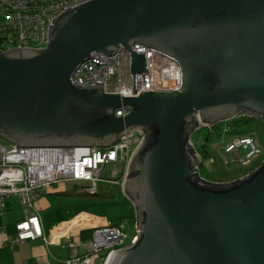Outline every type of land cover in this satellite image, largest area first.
I'll return each instance as SVG.
<instances>
[{
	"label": "water",
	"instance_id": "obj_1",
	"mask_svg": "<svg viewBox=\"0 0 264 264\" xmlns=\"http://www.w3.org/2000/svg\"><path fill=\"white\" fill-rule=\"evenodd\" d=\"M138 44L175 63L176 88L137 97L78 86L92 52ZM128 108L116 117L120 107ZM264 121V0H89L51 20L45 47L0 50V138L17 147H109L143 133L121 190L136 236L106 264H264V160L215 183L190 136L236 116Z\"/></svg>",
	"mask_w": 264,
	"mask_h": 264
},
{
	"label": "built area",
	"instance_id": "obj_2",
	"mask_svg": "<svg viewBox=\"0 0 264 264\" xmlns=\"http://www.w3.org/2000/svg\"><path fill=\"white\" fill-rule=\"evenodd\" d=\"M87 1L89 0H0V50L5 51L11 47L32 49L45 47L51 20ZM132 49L144 53L146 64V74L143 75V79L142 74H135V93H133V74L129 69L130 53L124 48L109 55L105 52H92L87 59L75 67L70 76L71 83L78 86L103 84L106 93L119 94L122 97H137L141 91L147 92L150 89H171L164 84L166 82L164 76H157L154 69L156 62L160 61L172 65L177 70L175 63L138 44H134ZM178 81L179 79L173 88L178 85ZM127 113L128 108L122 106L115 110L114 115L120 117ZM213 126L201 125L200 128L207 127L213 133ZM226 127L222 134L227 133ZM123 137L109 147L15 148L16 146L0 143V216L5 210L7 200L12 198L17 201L23 214V219L14 225L15 234L9 239L11 245L36 238H43L46 241L35 203L53 184L71 181L80 184L79 192L88 195L97 194V183L101 180L105 165L117 163L118 160H123L127 164L130 155L140 142L139 136L134 133ZM189 141L193 145L191 139ZM240 149L245 151L243 156L240 154ZM222 150L225 153L226 164L241 163L252 167L260 162L263 156L262 149L251 135L234 136L228 141L225 140ZM55 154L61 157L53 159ZM55 160L58 163H55ZM196 169L198 177L207 180L200 174L199 167ZM44 170L50 171L45 173ZM136 233L137 231L130 238V243ZM126 238L127 235L123 232L121 224L96 228L91 238L84 242L83 253H79L76 244L71 243L70 256L59 264H106L112 252L130 244L125 245ZM102 250H105V253L100 257L99 252Z\"/></svg>",
	"mask_w": 264,
	"mask_h": 264
},
{
	"label": "crops",
	"instance_id": "obj_3",
	"mask_svg": "<svg viewBox=\"0 0 264 264\" xmlns=\"http://www.w3.org/2000/svg\"><path fill=\"white\" fill-rule=\"evenodd\" d=\"M79 186V183L60 181L36 200L35 208L46 241L36 238L11 245L9 239L15 234L14 225L23 218L17 201L12 198L0 216V264H59L70 256L71 243L83 253L84 242L91 238L94 229L136 218L132 204L129 203V212L118 200L90 199L88 194L78 191Z\"/></svg>",
	"mask_w": 264,
	"mask_h": 264
},
{
	"label": "rangeland",
	"instance_id": "obj_4",
	"mask_svg": "<svg viewBox=\"0 0 264 264\" xmlns=\"http://www.w3.org/2000/svg\"><path fill=\"white\" fill-rule=\"evenodd\" d=\"M174 69L175 68L172 65L166 64L165 62L162 63L158 61L155 64L154 73L157 76H161V75L164 76L165 72L170 71L173 73ZM168 81H170L169 78L164 83L166 86L169 83L173 82V80L170 82ZM238 116H236L235 118H237ZM248 119H249V122L244 124L245 126L244 133L247 135H251L254 138L256 144L263 151V157L260 160V162H258L257 165L256 164L253 165L252 167L245 166L241 163L226 164L224 162L225 153L222 150V146L224 142L223 140L225 138L231 137L233 134L226 133L220 136L214 135V136L209 137V139L205 141V139L203 138V133L205 132V129H202L201 131H198L197 129L196 131L192 133V135L190 136V139L194 145V148L198 150V152H201L202 154L200 155L201 162H200L199 168H200V174L204 178L210 181H214V182H219V181L230 182V181H233V179L241 175H244L245 173L249 174L251 171L254 170V168L260 165V163L264 160V121L259 117L248 118ZM218 124H222V123H218ZM0 143L4 145H11L5 140H3L2 138H0ZM202 144H204L203 149H202ZM240 154L243 156L245 154V151L240 149ZM123 167L124 165L121 162H118L116 164H107L104 167L102 176L110 177V176L116 175L118 172L122 171ZM113 200L120 201L125 206V208L129 212H131V206L129 205L130 202L125 198L123 193H121V195H119ZM16 213L19 214V211L16 210ZM122 223L124 224L123 232L127 235V238L125 240V245H128L130 243V238L136 232L133 226V219L123 220ZM104 253H105V250L100 251L99 252L100 257H102Z\"/></svg>",
	"mask_w": 264,
	"mask_h": 264
},
{
	"label": "trees",
	"instance_id": "obj_5",
	"mask_svg": "<svg viewBox=\"0 0 264 264\" xmlns=\"http://www.w3.org/2000/svg\"><path fill=\"white\" fill-rule=\"evenodd\" d=\"M247 122H249L248 118L238 116L237 118L232 119L229 122H225V123H222V124L214 125L213 126V130H214L213 133H211L207 127H201L200 129H198V131H201L202 129H205V132L203 133V138L205 139V141L207 139H209V137H211V136H214V135L220 136V134H222V131L224 130V128L226 126H229L228 128L226 127L227 128V133L233 134L232 135L233 137L234 136H243V135H247V134L244 133V129H245L244 128L245 127L244 124H246ZM203 147H204V144H202V149H203ZM196 151L198 152V150H196ZM198 153L200 155H202L201 152H198ZM118 162H121L124 165L122 171H120L116 175H113V176H110V177H103L102 176V173H103V170H104V168H103L102 173H101V178H100L101 180L97 183V194L88 195V197L90 199L99 198L101 200H113L116 197H118L119 195H121V193H122V190H121V178L123 177V175H124V173L126 171L127 164L123 160H118ZM114 164H116V163H114ZM9 201H11V200H7L6 206L4 208L5 210L10 205ZM5 210H4V212H5ZM135 221H136V218L133 220V226H134ZM119 224H121L124 227L123 223H118L116 225H119Z\"/></svg>",
	"mask_w": 264,
	"mask_h": 264
},
{
	"label": "bare ground",
	"instance_id": "obj_6",
	"mask_svg": "<svg viewBox=\"0 0 264 264\" xmlns=\"http://www.w3.org/2000/svg\"><path fill=\"white\" fill-rule=\"evenodd\" d=\"M122 48H123V47H121V49H122ZM121 49H120V50H121ZM164 78H165L166 80H168V78H169L170 81L173 80L172 83H169V84H168L169 88H173L174 85L177 83V80L179 79L178 70L174 69L173 73L170 72V71L165 72V74H164ZM170 81H168V82H170ZM177 86H178V85H177ZM177 86H176V87H177ZM176 87H175V88H176ZM131 133H134V134L138 135L140 139H141V137H143V133H140V131H139L138 129H133V130L131 131ZM125 135H126V134H124V136H125ZM59 157H61L59 154H55L53 159H58ZM51 158H52V157H51ZM52 161H53V160H52ZM55 163H58V161L55 160ZM44 171H45V173H49L50 170H44Z\"/></svg>",
	"mask_w": 264,
	"mask_h": 264
},
{
	"label": "flooded vegetation",
	"instance_id": "obj_7",
	"mask_svg": "<svg viewBox=\"0 0 264 264\" xmlns=\"http://www.w3.org/2000/svg\"><path fill=\"white\" fill-rule=\"evenodd\" d=\"M247 118V117H246Z\"/></svg>",
	"mask_w": 264,
	"mask_h": 264
}]
</instances>
